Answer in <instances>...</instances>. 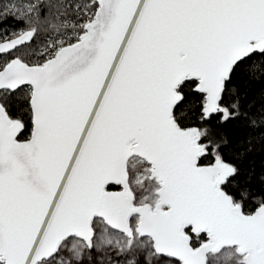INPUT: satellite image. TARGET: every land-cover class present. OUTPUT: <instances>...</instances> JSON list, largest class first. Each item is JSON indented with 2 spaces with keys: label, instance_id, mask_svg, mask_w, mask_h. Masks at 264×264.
I'll return each instance as SVG.
<instances>
[{
  "label": "snow or ice",
  "instance_id": "1",
  "mask_svg": "<svg viewBox=\"0 0 264 264\" xmlns=\"http://www.w3.org/2000/svg\"><path fill=\"white\" fill-rule=\"evenodd\" d=\"M8 17L0 54L46 42L0 61V264H264V0H0Z\"/></svg>",
  "mask_w": 264,
  "mask_h": 264
},
{
  "label": "trees",
  "instance_id": "2",
  "mask_svg": "<svg viewBox=\"0 0 264 264\" xmlns=\"http://www.w3.org/2000/svg\"><path fill=\"white\" fill-rule=\"evenodd\" d=\"M78 2H83V0H71V3L75 4ZM73 18H74V14H73ZM25 25L22 21H17L16 19L12 18V17H8L7 19L0 21V41L3 40V38L5 36L11 37V34L14 31H18L21 28H24ZM46 42V34H41L40 36H38L37 38H35L30 44H27L25 46H21L19 47L17 50H14L11 55H5V60H9L11 58H13V55H22L26 52H33L32 55L28 56L27 58L29 60H39L41 59L39 56L35 55L34 52H38L40 51V46L42 44H44ZM261 85H255L252 89V91L249 93V98H251L252 96L256 95V93L259 91ZM187 96H188V101L193 103V108L192 111H185L184 115L186 117L189 118V120L191 121L189 126H195V120L197 117V110L199 107V94L196 93L195 91L191 90V89H187L186 90ZM225 102H227V98L225 100ZM218 120V117H214L213 119V124L224 134H226L230 140H232L233 142H235L237 139L242 138L247 130L243 127L242 121L241 120H230L225 124H217L216 121ZM29 133L25 132L24 136L27 137ZM224 152L226 155L231 154L230 152V148H225ZM262 159H264V157H261L259 154L256 156V168L257 171L260 170V166H261V161ZM117 188V186H113L112 187Z\"/></svg>",
  "mask_w": 264,
  "mask_h": 264
},
{
  "label": "rangeland",
  "instance_id": "3",
  "mask_svg": "<svg viewBox=\"0 0 264 264\" xmlns=\"http://www.w3.org/2000/svg\"><path fill=\"white\" fill-rule=\"evenodd\" d=\"M16 56V55H13ZM0 61H6L5 60V55L0 57ZM63 255H68L67 252H64ZM126 257H119L118 259H125ZM85 264H87V260H85Z\"/></svg>",
  "mask_w": 264,
  "mask_h": 264
},
{
  "label": "water",
  "instance_id": "4",
  "mask_svg": "<svg viewBox=\"0 0 264 264\" xmlns=\"http://www.w3.org/2000/svg\"><path fill=\"white\" fill-rule=\"evenodd\" d=\"M1 41H2V40H1ZM20 47H21V46H20ZM4 55H7V54H0V57H1V56H4ZM110 190H112V191H116V190H119V188H114V189L111 188Z\"/></svg>",
  "mask_w": 264,
  "mask_h": 264
},
{
  "label": "flooded vegetation",
  "instance_id": "5",
  "mask_svg": "<svg viewBox=\"0 0 264 264\" xmlns=\"http://www.w3.org/2000/svg\"><path fill=\"white\" fill-rule=\"evenodd\" d=\"M118 188V187H117Z\"/></svg>",
  "mask_w": 264,
  "mask_h": 264
}]
</instances>
